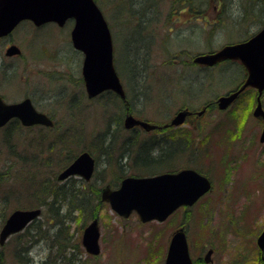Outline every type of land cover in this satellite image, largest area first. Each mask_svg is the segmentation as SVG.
<instances>
[{"label":"rangeland","instance_id":"obj_1","mask_svg":"<svg viewBox=\"0 0 264 264\" xmlns=\"http://www.w3.org/2000/svg\"><path fill=\"white\" fill-rule=\"evenodd\" d=\"M98 2L111 28L115 68L135 116L163 125L172 123L182 109L189 108L190 114L184 123L169 128L176 140L169 133L125 130V108L114 96L87 97L83 56L71 44L73 22L63 28L54 24L37 28L26 22L1 40L0 69L14 68L11 87L1 93L12 102L30 97L38 110L57 121L56 130L45 131L43 140L38 137L44 133L38 129L30 135L17 131L16 144L9 145L2 143L4 133H0V229L16 209L43 210L24 235L10 238L1 248V261L21 264L17 253H25V241H35L26 245L31 257L55 264L52 245L55 234H60L73 250L69 262L57 264H165L172 234L185 225L196 264H205L210 249L214 251L211 264H263L257 239L264 230V143L260 142L264 122L253 116L257 93L248 89L221 111L219 97L239 90L246 71L240 63L214 68L191 63L197 54L218 51L258 33L264 27L263 4L251 0ZM4 40L18 45L22 56L7 58ZM261 103L264 109V95ZM100 135L102 147L95 144ZM141 146L146 147L136 155ZM83 148L97 158L93 179L86 182L77 176L58 181L68 160ZM105 149L110 150L106 155ZM14 152L15 167L6 171L3 164ZM151 156V164L143 165ZM185 167L208 175L212 191L165 222L142 223L135 212L123 218L101 199V189L118 188L124 176ZM43 187L60 191L55 205L50 202L53 198L39 191ZM63 190L67 191L64 199ZM83 196L88 202L85 212L78 207ZM94 219L100 231L98 256L88 254L82 243Z\"/></svg>","mask_w":264,"mask_h":264},{"label":"water","instance_id":"obj_2","mask_svg":"<svg viewBox=\"0 0 264 264\" xmlns=\"http://www.w3.org/2000/svg\"><path fill=\"white\" fill-rule=\"evenodd\" d=\"M264 3V0H262ZM69 19H74L72 31L74 47L84 54L82 75L88 96L93 98L110 90L123 100L126 94L114 66L113 40L108 23L95 0H0V37L7 36L22 21H32L36 26L55 22L64 26ZM20 50L12 46L7 54L13 56ZM240 60L248 70L244 85L236 92L222 96L218 100L220 110L227 109L248 87L258 90L257 107L254 117L264 121V109L261 96L264 91V29L250 40L227 45L218 52L200 55L195 62L214 66L224 60ZM190 114L180 111L171 125L184 123ZM19 119L25 126H53L52 120L39 112L32 100L26 98L15 104H6L0 97V128L11 119ZM141 126L147 131L156 126L136 119L127 114L125 127L132 129ZM264 143V131L260 138ZM95 170V159L88 152L80 155L72 165L63 171L58 179L64 180L72 175H81L90 180ZM212 188L211 181L193 169H184L177 173H165L154 177H128L122 181L118 190L106 187L102 199L108 202L120 216L128 218L134 211L142 222L157 220L163 222L181 207H191ZM42 214L40 209L16 210L13 212L0 232V245L22 230ZM100 231L98 220H94L85 230L83 244L90 254L100 253ZM257 245L264 260V230L257 239ZM213 250H209L205 262L210 263ZM165 264H195L191 258L189 244L184 227L173 235ZM264 264V263H263Z\"/></svg>","mask_w":264,"mask_h":264},{"label":"flooded vegetation","instance_id":"obj_3","mask_svg":"<svg viewBox=\"0 0 264 264\" xmlns=\"http://www.w3.org/2000/svg\"><path fill=\"white\" fill-rule=\"evenodd\" d=\"M7 37H4V38H0V41L5 39ZM5 41V40H4ZM13 45H16V44H13V43H10V42H7L5 41V51H4V55L7 57V58H20L22 56V53L20 55H15V56H12V57H9L8 54H7V51L9 48H11ZM1 52V51H0ZM22 52V51H21ZM12 70H14V68L10 65H7L5 69H0V90L2 89L3 91L6 90V88H9L11 87L12 85V82H13V79H12ZM0 96H2L3 100L5 103H8V104H11V103H15V102H12V101H9V99H7V97L5 95H3V93H1L0 91ZM24 98H27V97H24ZM42 111V110H40ZM44 112L45 114H47L50 118H54L51 114H48L47 112L45 111H42ZM196 112H194L195 114ZM40 130L39 133H44V135H39V137L36 135V137H38L39 139L43 140L46 136H45V131L47 130H56L55 129V126L54 127H46V126H43V125H35V126H23L21 124V122L17 119H11L8 123H6L3 127L0 128V133L3 132L4 135H3V139H2V143L3 144H7L9 143V145H14L16 144L15 143V140H14V137L17 133V131H21V133L23 135H30L33 131V130ZM33 140H36V139H33ZM154 153L156 152V148L154 149ZM160 150V148H159ZM8 157H7V161L4 162L3 165L6 166V171H12V169H14L15 167V164H16V158L14 157V155H16V153L14 152L13 154L12 153H8ZM1 164H2V160L0 158V167H1Z\"/></svg>","mask_w":264,"mask_h":264},{"label":"trees","instance_id":"obj_4","mask_svg":"<svg viewBox=\"0 0 264 264\" xmlns=\"http://www.w3.org/2000/svg\"><path fill=\"white\" fill-rule=\"evenodd\" d=\"M98 1V0H97ZM231 64H235V63H231ZM113 95V94H112ZM131 111L133 112V108H132V104H131ZM117 121H118V119H117ZM151 123H155V124H159L158 122H155V121H153V120H151L150 121ZM65 134H63V136H64ZM101 136V135H100ZM98 137L97 138V140H95V141H97L95 144L97 145V146H99V147H102V143L99 141V140H101V139H103L102 138V136L101 137ZM65 138H68V137H65ZM78 140H79V142H81V138H78ZM95 141H93V144H94V142ZM112 148V146H111V144H110V149ZM84 151H88V152H90L91 154H92V150H90L89 148H83L82 149V151L80 152V153H82V152H84ZM110 150L109 149H105L104 151H103V154H107L108 152H109ZM79 153V154H80ZM79 154H76V155H74L73 157H72V159H69L68 161V163L66 164V165H69L72 161H74V159L79 155ZM151 164V161H150V163H149V165ZM198 170V169H197ZM199 172H201V173H203L201 170H198ZM41 186H43V184H41ZM39 191H41L43 194H46L47 196H48V198L49 199H52L50 202H51V204L52 205H55V196L56 195H58V193L60 192V191H55V190H53V189H51V188H47V189H44V187H43V190L42 189H40ZM79 193V192H78ZM62 198L64 199L66 196H67V191H64L63 190V192H62ZM80 194V193H79ZM85 198L86 197H81L80 198V205H78V207H79V209H80V211L81 212H85L87 209H88V206H87V203L88 202H86L85 201ZM87 201H88V199H87ZM46 203L44 202V205H45ZM55 214L58 216V213L57 212H55ZM60 229H63V226L60 228ZM56 235V237H55V241H54V245H52V247H55L56 248V250H54V256L56 257V262H55V264H57V262H59V261H65V262H69V260H71V258H72V256H68V255H70V254H72L71 253V250H73V247H72V245H70L69 244V241H67V242H64L63 240H62V238L60 237V234H55ZM35 242V241H34ZM33 242V243H34ZM25 246H24V248H25V253H23V255H21V256H19L18 255V253H17V258L20 260V263L21 264H46V261H41V263H35V261L33 260V259H31V257H30V255H29V250H28V248L26 249V245H29V243H28V241H25ZM32 243V244H33ZM2 247H0V264H4V262L3 261H1V260H3V257H1L2 256V249H1ZM68 252V253H67ZM68 256V257H67ZM2 258V259H1Z\"/></svg>","mask_w":264,"mask_h":264},{"label":"bare ground","instance_id":"obj_5","mask_svg":"<svg viewBox=\"0 0 264 264\" xmlns=\"http://www.w3.org/2000/svg\"><path fill=\"white\" fill-rule=\"evenodd\" d=\"M10 36V34L9 35H7V36H5V37H9Z\"/></svg>","mask_w":264,"mask_h":264}]
</instances>
